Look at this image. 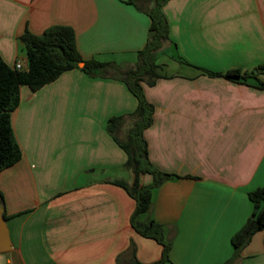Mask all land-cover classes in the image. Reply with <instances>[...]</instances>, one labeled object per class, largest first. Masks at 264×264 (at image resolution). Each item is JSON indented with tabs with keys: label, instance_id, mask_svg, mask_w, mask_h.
<instances>
[{
	"label": "crops",
	"instance_id": "crops-1",
	"mask_svg": "<svg viewBox=\"0 0 264 264\" xmlns=\"http://www.w3.org/2000/svg\"><path fill=\"white\" fill-rule=\"evenodd\" d=\"M154 0H0V56L28 68L22 36L71 27L83 60L133 65L149 37ZM161 74L143 84L153 105L148 157L176 176L152 192L143 221L164 227L163 264H264V231L235 249L233 236L264 188V0H169ZM260 71H257V69ZM82 67L37 92L21 88L12 124L23 157L0 173L11 248L0 264H143L163 247L131 225L135 183L110 119L138 106L127 85ZM239 70L245 80L210 76ZM126 125L116 132L125 141ZM150 174L139 177L150 185Z\"/></svg>",
	"mask_w": 264,
	"mask_h": 264
},
{
	"label": "trees",
	"instance_id": "trees-1",
	"mask_svg": "<svg viewBox=\"0 0 264 264\" xmlns=\"http://www.w3.org/2000/svg\"><path fill=\"white\" fill-rule=\"evenodd\" d=\"M139 1L129 0L135 5ZM168 1L154 0L153 6L147 11L151 18L148 41L139 51L138 61L133 65H117L95 59L83 60L77 49L76 34L68 26L50 27L42 35L26 32L22 36L28 61L26 70L11 68L0 56V173L17 164L23 157L12 124V116L21 102V88L27 87L35 93L57 80L63 73L79 68L83 63L81 70L89 76L117 78L123 81L137 98L136 111L127 117L110 119L108 130L127 153V167L135 174V183L132 186L115 181V184L125 189L136 202L131 225L141 236L153 239L163 247L161 259L152 264H163L169 260L171 243L167 241L161 224L153 219L143 221L140 217L151 209L153 190L175 179L176 176L158 171L149 160L144 131L152 124L154 108L145 98L143 84L154 86L159 79L166 77L161 74V66L157 60L158 54L169 41V25L162 10ZM209 75L245 80L255 73L242 74L239 70H234L224 75L217 73ZM126 123H128L126 138L125 141H120L116 137V132ZM146 174H150L153 181L150 185L141 186L138 182L139 177ZM249 199L254 205V211L246 224L232 238V244L237 250L247 245L256 233L264 231V188L249 193ZM2 200L0 191V202ZM132 257L130 264H143L136 258L135 247L132 248Z\"/></svg>",
	"mask_w": 264,
	"mask_h": 264
},
{
	"label": "water",
	"instance_id": "water-1",
	"mask_svg": "<svg viewBox=\"0 0 264 264\" xmlns=\"http://www.w3.org/2000/svg\"><path fill=\"white\" fill-rule=\"evenodd\" d=\"M83 66V63L79 65V67ZM3 214L4 204L3 202H0V251H7L11 248V242L9 238V230L7 228V223Z\"/></svg>",
	"mask_w": 264,
	"mask_h": 264
},
{
	"label": "built area",
	"instance_id": "built-area-1",
	"mask_svg": "<svg viewBox=\"0 0 264 264\" xmlns=\"http://www.w3.org/2000/svg\"><path fill=\"white\" fill-rule=\"evenodd\" d=\"M15 68L18 70H26V66L23 65L21 62L16 63Z\"/></svg>",
	"mask_w": 264,
	"mask_h": 264
},
{
	"label": "rangeland",
	"instance_id": "rangeland-1",
	"mask_svg": "<svg viewBox=\"0 0 264 264\" xmlns=\"http://www.w3.org/2000/svg\"><path fill=\"white\" fill-rule=\"evenodd\" d=\"M127 128H128V125H126V129H127ZM125 132H126V130H125ZM125 134H126V133H125ZM144 217H145V215H142V216L140 217V219L143 220Z\"/></svg>",
	"mask_w": 264,
	"mask_h": 264
}]
</instances>
